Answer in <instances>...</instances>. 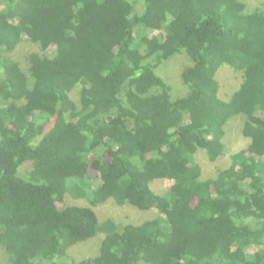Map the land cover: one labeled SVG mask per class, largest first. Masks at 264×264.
Instances as JSON below:
<instances>
[{
  "label": "trees",
  "instance_id": "obj_1",
  "mask_svg": "<svg viewBox=\"0 0 264 264\" xmlns=\"http://www.w3.org/2000/svg\"><path fill=\"white\" fill-rule=\"evenodd\" d=\"M24 40L25 68L8 55ZM174 56L187 58L183 93L156 72ZM222 65L242 75L228 100ZM262 111L264 8L0 0V254L9 264H264ZM240 115L248 144L205 178L196 153L222 156ZM157 179L172 182L160 195ZM66 196L88 204L61 209ZM109 199L159 214L119 227L95 210ZM98 234L97 253L74 261L69 250Z\"/></svg>",
  "mask_w": 264,
  "mask_h": 264
},
{
  "label": "rangeland",
  "instance_id": "obj_2",
  "mask_svg": "<svg viewBox=\"0 0 264 264\" xmlns=\"http://www.w3.org/2000/svg\"><path fill=\"white\" fill-rule=\"evenodd\" d=\"M245 2L247 10H251L254 7L264 8V0H242ZM150 35H160V31L151 32ZM33 46L27 40H24L17 48L15 54H8L10 57H15L20 60L21 65L25 68L24 55L27 51L31 50ZM175 57V56H174ZM171 57L167 61H164L160 66L162 69L158 68L156 70L157 74L161 75L166 82L170 84L175 93H183L185 88L182 86L179 73L183 67L187 64V58L185 56ZM174 58V59H173ZM216 79L219 82V92L218 95L225 100H228L230 96L236 91L242 82V75L239 72L233 71V69L228 65H222L216 74ZM260 116H264V112H260ZM245 117L242 115L233 117L230 119L225 126V135L223 142L226 146L224 154L215 162L210 163L205 155V152L199 151L195 155L196 161L201 164L203 168V176L210 177L215 175L216 171L221 168H226L231 162V154L239 149L246 147L248 144V139L242 136V124ZM198 150H201L200 148ZM197 150V151H198ZM203 150V149H202ZM26 166H22L19 170L20 174H24ZM95 183H100V175L96 176ZM171 181L167 179H157L152 182V187L156 193L162 194L171 185ZM86 200L74 199L72 197L66 196L62 203H59V208H64L69 205H87ZM98 218L106 219L112 218L119 227L127 223L139 224L147 219L154 218L158 216V210L154 209L152 211H141L130 204L126 203L122 206L117 205L113 200L109 199L104 203L98 205L95 208ZM103 234H98L95 237L89 239L88 241L78 243L74 245L69 250V255L74 258V261H78L84 257H91L97 253L100 246ZM253 248H250L252 253ZM0 264H9L5 261L4 255L0 254Z\"/></svg>",
  "mask_w": 264,
  "mask_h": 264
}]
</instances>
